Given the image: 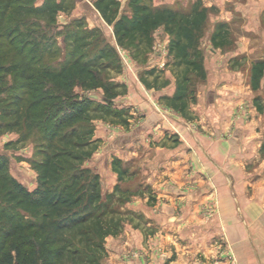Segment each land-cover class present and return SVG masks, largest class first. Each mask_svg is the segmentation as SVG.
Listing matches in <instances>:
<instances>
[{
    "label": "trees",
    "instance_id": "16d2710c",
    "mask_svg": "<svg viewBox=\"0 0 264 264\" xmlns=\"http://www.w3.org/2000/svg\"><path fill=\"white\" fill-rule=\"evenodd\" d=\"M34 1L0 0V14L8 12L14 18L43 21L49 30L55 28L60 3L45 0L37 6ZM93 4L112 26L116 44L136 57L144 45L150 46L151 32L164 25L171 37L168 55L172 59L175 89L172 95L161 97L184 114L188 98L195 100L190 74L196 71L198 77H206L205 58L198 45L207 8L193 5L189 11H180L169 6L150 7L143 0H128L132 13L127 14L119 12L117 0H94ZM224 26L222 22L216 24L210 35L212 42L216 43V37H222L223 42L227 36ZM89 33L83 30L81 34L77 31L67 34L63 54L51 62L49 55L30 56L19 44L12 48L13 37L0 44V61L3 53L12 60L9 65L0 64L3 117L0 135L18 131L20 141L35 135V157L31 165L37 173L36 185L29 189L8 171L7 160L0 155V198L23 214L7 216L0 208V264H100V257L104 251L105 256L107 253L104 237L118 233L122 220L108 217V213L117 211L112 208L115 193H102L98 172L84 161L98 142L94 137V120L108 118L128 126L129 107L116 106L112 100L123 91L120 90L123 84L102 75V71L120 67L115 46L105 42L95 54L88 56L84 49L90 45ZM182 66L191 70L185 68L182 72ZM263 67L264 60L252 64L255 83ZM8 72L13 73L14 83L11 82L10 88L18 91L3 95ZM146 72L154 74L155 81L162 79L161 71L155 67ZM142 78L150 87L147 78ZM75 83L79 91L73 90ZM99 87L105 91L101 101L95 102L85 94ZM120 161L119 158L112 161L119 179L126 171ZM120 191L118 201L125 202L128 193Z\"/></svg>",
    "mask_w": 264,
    "mask_h": 264
},
{
    "label": "crops",
    "instance_id": "0c3cea01",
    "mask_svg": "<svg viewBox=\"0 0 264 264\" xmlns=\"http://www.w3.org/2000/svg\"><path fill=\"white\" fill-rule=\"evenodd\" d=\"M182 1L190 9L214 8L215 19L228 30L216 43L227 50L205 59L197 102L184 114L161 97L175 89L169 70L163 74L166 85L145 88L139 81L142 91L124 74L125 157L135 155L151 166L154 194L145 212L147 228L125 229L116 260L111 262L109 253L105 259L107 264H224L226 253L233 264H264V67L256 83L251 68L264 60V0ZM127 250L144 256L122 258ZM161 253L168 257L165 263Z\"/></svg>",
    "mask_w": 264,
    "mask_h": 264
},
{
    "label": "rangeland",
    "instance_id": "374dc122",
    "mask_svg": "<svg viewBox=\"0 0 264 264\" xmlns=\"http://www.w3.org/2000/svg\"><path fill=\"white\" fill-rule=\"evenodd\" d=\"M54 1L59 2L61 8L56 15L54 23L55 28H51V30H49V25L43 21L14 18L11 17L8 12L0 14V44L5 43L6 41L8 42L13 37L15 42L14 45L12 44V48L15 47L16 44H19L17 46L25 47L26 52H28L30 56L34 55L35 57H38V55H41V53H43V56L45 57L49 55V61L51 62L55 56L58 57L63 54L62 45L65 42L64 40L67 34L70 36L71 33L76 31L81 34L83 33V30H86L90 32V45L84 49V52H87L88 56L95 54L99 48L105 44V42L110 45H114L119 55L120 67L118 69L113 67L106 71H102L104 78H109L114 82H120L123 84L121 80L125 74L128 79H130L140 88L139 89L137 86H134L136 87V91H138V89L142 91V86L139 81L142 82L145 88H148L142 77L147 78V80L150 82V87H154V89H159V87L168 83V81L163 79V74L166 69L173 74L171 69L172 59L170 55H168V45L171 37L163 24L159 25L151 32L152 41L150 46L145 47L144 45L142 48V53L136 57L130 52L129 49L119 47L116 44L112 32V26L108 25L103 20L100 13L95 9L93 4L94 0ZM117 1L119 2L120 13H132V10L128 5V0ZM44 2L46 1L35 0L34 4L40 6L44 4ZM143 3L148 4L150 7L169 6L171 4L170 3L168 5L166 0H143ZM169 7L180 11H189L190 3L187 1L176 0V2ZM214 11V8L211 7L209 12H207V19L204 22L203 31L199 39L198 49L200 52H202L205 59H212L214 57L213 53L217 49H223V51L227 50V48L224 46H220L219 44H216L210 40V35L216 24L221 22L215 19L216 12ZM260 18L264 21V13L260 15ZM91 31H93V33ZM72 38L73 36H71V39ZM226 47L229 48L231 46ZM1 51L2 50L0 49V54ZM3 56L4 57L1 58L0 64L9 65L12 63L10 56H6V53H3ZM167 61L170 64L167 63L165 65ZM151 67H155L156 70L161 71L162 79H156L155 81L154 74H149L146 72L147 69ZM181 68L182 72L185 70V68L188 69L187 71L191 70L190 68L184 66ZM193 70L195 71V69ZM194 73L195 74H190V83L194 87V90L197 91L205 79L201 76L198 77L196 71ZM12 77L13 73L8 72L5 84L2 86L3 89H5V93L3 95H7L8 92L18 91V89L10 88L12 86H10L11 82L14 83ZM154 83L157 86H155ZM73 90H80L76 83L73 84ZM120 90L123 91H120L116 96L112 97L113 103H115L116 106H121V103L123 102L122 95L125 87H122ZM132 90H134V88ZM144 92L146 93L147 89H145ZM134 93L136 94L137 92L134 91ZM85 94L88 95L93 101L97 102L101 101L105 96V91L104 88L99 87L88 90L85 92ZM139 94L141 93L139 92ZM195 102L197 101L196 99L194 100L193 97L188 98V106ZM157 107L161 108L159 105H157ZM1 112L2 111L0 109V119L3 120ZM127 130H129L128 126H123L118 122H111L108 118H96L94 120V137L98 139L97 146L91 156L84 161L86 166H90L94 171L98 172L102 193L105 194L106 192L112 191L115 193V196L112 199V208L117 211L108 213V217H114L116 219L119 217L122 221L119 222V230L115 236L108 235L103 239V247L105 249L106 244L107 253H109L108 259L111 262L115 261L117 258L113 255H116L117 245H121L122 243L121 234H123L125 229L129 232L130 226L132 228L139 229L141 227L147 228L144 220V218H147L145 212L148 211V205L152 201L154 194L149 188L151 185L148 183V176L150 175L151 166L147 163H142L141 159H138L135 155H131L129 158L125 157L128 156V153L124 151L125 140L122 138V134ZM18 138V131H7L1 134L0 155L4 156V158L7 160L8 171L27 188L32 189L36 185L37 175L35 169L31 165V161L35 157V135L34 137L33 135L29 136L24 141H20ZM114 158L121 159L120 166L126 170L122 174L121 179L118 178L117 173L112 169V161ZM115 184L118 185L117 188H115ZM121 189L128 193L129 199L125 202L118 201L119 198H121ZM0 208L5 211L7 216L13 215L14 217H17L23 215L13 206L9 205L5 201H2L1 198ZM24 216L27 217V215ZM3 220L4 219H2V221ZM148 228H150V226H148ZM147 231H149V229H147ZM162 250L163 249H161V251ZM110 252H113V254L111 253L110 255ZM121 254L122 258L125 259L135 257L137 258L141 255L144 256V253H141L140 251L138 252V250H127ZM106 257L107 256H105L104 251V256L100 257L99 263H109L106 261ZM160 257L164 263L168 259L167 255L164 253H161ZM232 259H234L233 256ZM232 259L229 254L227 255L225 253L224 264H233L234 260ZM68 264H74V262H69Z\"/></svg>",
    "mask_w": 264,
    "mask_h": 264
}]
</instances>
